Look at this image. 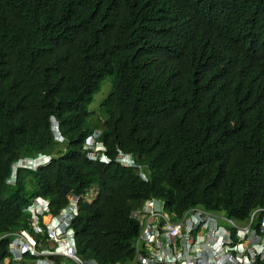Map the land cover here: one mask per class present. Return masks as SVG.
I'll list each match as a JSON object with an SVG mask.
<instances>
[{
  "label": "trees",
  "instance_id": "16d2710c",
  "mask_svg": "<svg viewBox=\"0 0 264 264\" xmlns=\"http://www.w3.org/2000/svg\"><path fill=\"white\" fill-rule=\"evenodd\" d=\"M107 77L103 117L90 120ZM97 130L106 160L86 148ZM41 154L48 165L8 182ZM71 195L83 196L79 252L101 264L135 263L133 215L149 200L239 222L264 208V0H0V264L10 232L41 236L34 199L57 215Z\"/></svg>",
  "mask_w": 264,
  "mask_h": 264
},
{
  "label": "built area",
  "instance_id": "2783aa9c",
  "mask_svg": "<svg viewBox=\"0 0 264 264\" xmlns=\"http://www.w3.org/2000/svg\"><path fill=\"white\" fill-rule=\"evenodd\" d=\"M118 159L124 166H137L134 158ZM69 201L57 216L46 214L49 209L41 199L26 209L31 213V227L42 234L39 237L28 228L10 232L13 259L22 260L29 254L37 256V264H100L79 252L69 224L79 215L81 197L73 196ZM133 216L143 223L134 264H264V208L253 210L247 221L238 222L203 207L178 217L167 213L163 203L149 200ZM57 259H62L61 263Z\"/></svg>",
  "mask_w": 264,
  "mask_h": 264
},
{
  "label": "clouds",
  "instance_id": "9594fccd",
  "mask_svg": "<svg viewBox=\"0 0 264 264\" xmlns=\"http://www.w3.org/2000/svg\"><path fill=\"white\" fill-rule=\"evenodd\" d=\"M98 94V93H97ZM104 97H106V96H104ZM52 122H53V129L54 130H56V131H58V126H59V123H58V121L55 119V118H53V120H52ZM99 134H100V131L99 130H97L96 132H94L92 135H90L88 138H87V142H86V148H94V152H92V153H90V155H91V158L92 159H97L98 157H100V159H102V160H106L107 158H109L108 157V155L107 154H105L103 151L106 149V147H105V145L102 143V142H98V140H97V137L99 136ZM57 138H59V139H62L60 136H57ZM100 152H102V153H100ZM40 156H48L49 158H47V159H45V158H41V160H43V162L44 163H39L36 167H38V166H40V165H43V166H45V165H48L50 162H51V158H50V156L48 155V154H41ZM39 156V157H40ZM38 157V158H39ZM38 158H35V159H30V158H22V159H20L19 160V162H17L16 164H14V166H13V175H12V177L10 178V180L8 181L9 183H12V184H14L15 183V178H16V172H17V169L19 168V167H23V166H20V165H18V164H20L21 162H25V160H36V159H38ZM119 158H125V159H128V158H134L133 156H132V154H125V153H123L122 155H120L119 156ZM135 159V158H134ZM119 160V159H118ZM119 162H120V160H119ZM135 162H136V159H135ZM136 165H137V167H139V165L136 163ZM127 167V166H126ZM142 176L144 177V178H146V176H145V174H144V172H142ZM14 179V182H12V180ZM92 194H89L87 197H88V199H89V197L91 196ZM73 196H80L81 197V201H82V199H83V196H81V195H71V196H69V198L70 197H73ZM86 197V198H87ZM36 199H41V204L43 205V206H45V207H48V209H49V202L47 201V200H44V199H42V198H36ZM36 199H34V201L36 200ZM152 200H157V199H152ZM34 201H33V203H34ZM81 201H80V203H81ZM89 201H90V199H89ZM157 201H159V203H160V200H157ZM90 202H93V201H90ZM33 203H32V205H33ZM70 203V201L68 200V204ZM80 203H79V207H80ZM147 203V202H146ZM48 204V205H47ZM67 204V205H68ZM32 205H30V206H32ZM29 206V207H30ZM145 206V205H144ZM67 207V206H66ZM194 207H203V206H194ZM194 207H191L190 209H188V210H191L192 208H194ZM28 208V207H27ZM26 208V209H27ZM81 208V207H80ZM203 208H205V207H203ZM25 209V210H26ZM206 210H209V209H207V208H205ZM257 209V208H256ZM49 211V210H48ZM46 212V214H51V215H55V214H52V213H49V212ZM210 212H213V213H216V214H224V215H226L227 216V214L225 213V212H223V211H215V210H209ZM27 212V211H26ZM62 212V211H61ZM60 212V213H61ZM186 212V211H185ZM30 213V212H29ZM59 213V214H60ZM252 213V212H251ZM31 214V213H30ZM59 214H57V215H59ZM79 214H80V212H79ZM56 215V216H57ZM79 215H77V216H75L73 219H71V223L69 224V226H70V228L71 229H73V231L75 232V230H74V228H73V222H74V220L75 219H77V217H78ZM229 217V216H228ZM250 217V216H249ZM231 218V217H230ZM234 219V218H233ZM248 220V219H247ZM246 220V221H247ZM239 222V221H238ZM241 222V221H240ZM243 222H245V221H243ZM75 239H77V233H75ZM78 245V244H77ZM10 247V246H9ZM33 256V255H32ZM35 257V263L37 264V256H34ZM13 259V257H8L7 259H6V263L8 262V260H12ZM98 260V259H97ZM18 262H21V260H18ZM10 264H11V262H10ZM101 264V263H100Z\"/></svg>",
  "mask_w": 264,
  "mask_h": 264
},
{
  "label": "rangeland",
  "instance_id": "374dc122",
  "mask_svg": "<svg viewBox=\"0 0 264 264\" xmlns=\"http://www.w3.org/2000/svg\"><path fill=\"white\" fill-rule=\"evenodd\" d=\"M110 82V83H109ZM111 85H112V79L110 77H107L103 80L102 83V89L100 90V92L98 94H96L94 96L93 102L90 104V112L91 115L89 117L90 120H98L101 117H103L102 114V110H101V102L102 100L105 98L104 96H108V94L110 93L111 90ZM97 107V108H96ZM99 110L98 115L96 114L95 111ZM41 158H49L48 156H40L38 159L36 160H25V162H21L20 166L23 167H32V168H36V166L39 163H44L43 160H41ZM12 182H14V179L12 180ZM92 194L89 199L90 201H94L97 197H98V189L95 188L94 190L91 191ZM8 264V262L6 263ZM20 264H25V263H20ZM27 264H31L30 262Z\"/></svg>",
  "mask_w": 264,
  "mask_h": 264
},
{
  "label": "bare ground",
  "instance_id": "6f19581e",
  "mask_svg": "<svg viewBox=\"0 0 264 264\" xmlns=\"http://www.w3.org/2000/svg\"><path fill=\"white\" fill-rule=\"evenodd\" d=\"M50 207V206H49Z\"/></svg>",
  "mask_w": 264,
  "mask_h": 264
}]
</instances>
